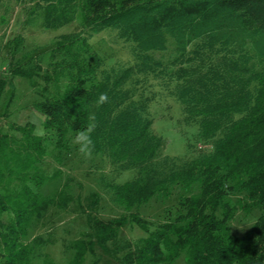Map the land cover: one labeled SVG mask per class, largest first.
Returning a JSON list of instances; mask_svg holds the SVG:
<instances>
[{"label":"trees","instance_id":"obj_1","mask_svg":"<svg viewBox=\"0 0 264 264\" xmlns=\"http://www.w3.org/2000/svg\"><path fill=\"white\" fill-rule=\"evenodd\" d=\"M13 1L26 24L38 19L56 30L80 22L76 31L28 53H22L20 35L4 45L0 101L8 89L6 107L17 77L43 71L55 91L32 103L48 135L34 136L30 121L13 122L12 134L0 133V264H36L26 237L55 203L38 191L44 177L37 165L51 138L57 152L68 150L69 136L92 114L93 156L110 166L97 185L112 204L131 209L169 199L181 186L196 188L179 199L174 219L153 228L135 213L131 219L146 235L128 245L117 264H174L182 254L185 264H264V0ZM1 11L3 20L8 8L2 0ZM103 31L130 44L129 62L108 65L92 50L89 41ZM170 44L167 58L153 54ZM161 92L179 103L184 125L197 127L187 143L191 157L161 153L164 140L154 132L150 112ZM128 170L135 171L132 178L118 182ZM238 210L259 211L241 236L229 225ZM122 226L88 225L95 236L73 241L66 264H83L95 244ZM42 257L40 264H55Z\"/></svg>","mask_w":264,"mask_h":264},{"label":"rangeland","instance_id":"obj_2","mask_svg":"<svg viewBox=\"0 0 264 264\" xmlns=\"http://www.w3.org/2000/svg\"><path fill=\"white\" fill-rule=\"evenodd\" d=\"M8 13L4 16L0 12V75L4 76L8 59L6 46L12 38L20 35L24 38L22 53H28L38 47L50 45L57 36L74 32L78 29L79 18L72 24L56 30H48L41 26L40 20L33 24L24 22L25 16L21 7L13 0H2ZM92 50L104 58L106 64L115 62H129L130 44L119 40L112 31H103L94 35L89 41ZM172 51V44L166 52L153 53L156 57L167 58ZM45 70V69H44ZM45 73L31 78L17 77L14 80L15 90L13 99L8 107L10 91L5 89L0 101V133L12 134L11 123L20 124L36 117L42 122L44 116L32 108V103L41 98V95H49L55 88L44 79ZM49 83V84H48ZM155 84V83H154ZM64 82L59 90H63ZM154 89L158 90L156 85ZM7 109V110H5ZM8 112V115H3ZM153 118V130L164 140L162 155L169 156H193L187 150V143H193L197 133L194 125L186 126L182 123V113L179 103L165 93H159L158 99L150 106ZM74 135H70L71 141ZM44 177V182L38 191L41 195L52 198L55 203L49 205L42 217L33 223L29 229L26 242L32 246V260L40 264L43 255L46 254L55 264H66L73 255L70 244L80 238L94 237L95 230H90L88 225H123L116 229V233L104 244L94 245L83 264H117L116 258H121L127 251L128 245L138 242L144 237L145 232L131 217L136 213L140 219L153 228L159 222L174 219L179 210V199L196 192L195 187H178L173 195L166 200L151 199L147 203L136 205L131 209L115 206L102 193L97 185V178L101 173L108 174L110 166L106 161L93 156L84 159L69 144L66 151L57 152L54 149V139L48 142V154L37 165ZM134 170L123 172L117 179L124 182L132 178ZM58 201V205L56 204ZM258 210L250 213L238 210L229 223L232 234L241 236L249 230L257 217ZM8 214H4L6 219ZM42 255V256H41ZM174 264H185V256L182 254Z\"/></svg>","mask_w":264,"mask_h":264},{"label":"clouds","instance_id":"obj_3","mask_svg":"<svg viewBox=\"0 0 264 264\" xmlns=\"http://www.w3.org/2000/svg\"><path fill=\"white\" fill-rule=\"evenodd\" d=\"M106 99V94H101V102H106ZM31 123L34 125V136L44 137L49 134V130L43 126V122L39 118L34 117L31 120ZM96 128L97 122L95 115L92 114L89 116L88 123L85 128L77 131L70 141L71 146L74 147L79 155H81L86 160L93 157L95 149L93 133L95 132Z\"/></svg>","mask_w":264,"mask_h":264}]
</instances>
